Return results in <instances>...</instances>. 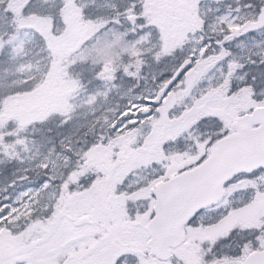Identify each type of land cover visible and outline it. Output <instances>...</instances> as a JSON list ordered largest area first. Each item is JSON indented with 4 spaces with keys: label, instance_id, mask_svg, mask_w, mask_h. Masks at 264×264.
I'll return each instance as SVG.
<instances>
[{
    "label": "snow or ice",
    "instance_id": "1",
    "mask_svg": "<svg viewBox=\"0 0 264 264\" xmlns=\"http://www.w3.org/2000/svg\"><path fill=\"white\" fill-rule=\"evenodd\" d=\"M0 264H264V0H0Z\"/></svg>",
    "mask_w": 264,
    "mask_h": 264
}]
</instances>
